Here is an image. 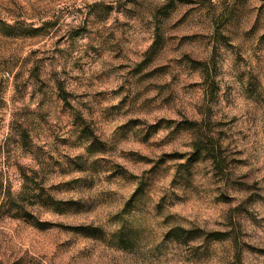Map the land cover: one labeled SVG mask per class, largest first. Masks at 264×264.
Here are the masks:
<instances>
[{
	"label": "rangeland",
	"instance_id": "obj_1",
	"mask_svg": "<svg viewBox=\"0 0 264 264\" xmlns=\"http://www.w3.org/2000/svg\"><path fill=\"white\" fill-rule=\"evenodd\" d=\"M0 264H264V0H0Z\"/></svg>",
	"mask_w": 264,
	"mask_h": 264
}]
</instances>
